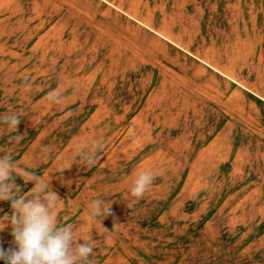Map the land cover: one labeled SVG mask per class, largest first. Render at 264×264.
Here are the masks:
<instances>
[{
	"label": "rangeland",
	"instance_id": "374dc122",
	"mask_svg": "<svg viewBox=\"0 0 264 264\" xmlns=\"http://www.w3.org/2000/svg\"><path fill=\"white\" fill-rule=\"evenodd\" d=\"M8 111L20 123L0 125V154L50 177L93 264H264V0H0ZM93 139L88 167L75 150ZM96 198L111 204L101 223Z\"/></svg>",
	"mask_w": 264,
	"mask_h": 264
},
{
	"label": "clouds",
	"instance_id": "9594fccd",
	"mask_svg": "<svg viewBox=\"0 0 264 264\" xmlns=\"http://www.w3.org/2000/svg\"><path fill=\"white\" fill-rule=\"evenodd\" d=\"M49 103L60 104L63 95L58 90L47 93ZM21 115L13 112L0 113V125L16 132ZM23 135L12 137L16 143ZM11 142V141H10ZM102 139H93L90 143L77 145L74 159L88 167L97 163L102 150ZM48 151L47 148L44 149ZM12 151L0 154V201L10 202L11 214L0 216V232L11 228L12 243L15 247H0V260L5 264H93V244L90 239L76 236L72 225L58 220L56 205L61 198L52 190L50 177L44 178L27 168H19ZM33 187L21 194V188L15 183V176ZM155 175L151 170L140 172L133 180L130 194L134 204L148 191ZM87 219L94 222L111 215V204L102 199H93L87 207ZM106 230V229H105ZM108 231V230H106ZM80 241H83L82 243Z\"/></svg>",
	"mask_w": 264,
	"mask_h": 264
}]
</instances>
